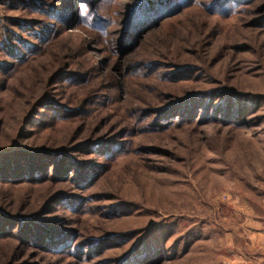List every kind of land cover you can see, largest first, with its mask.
<instances>
[{
    "label": "rangeland",
    "instance_id": "1",
    "mask_svg": "<svg viewBox=\"0 0 264 264\" xmlns=\"http://www.w3.org/2000/svg\"><path fill=\"white\" fill-rule=\"evenodd\" d=\"M167 1L0 0V264H264V0Z\"/></svg>",
    "mask_w": 264,
    "mask_h": 264
},
{
    "label": "trees",
    "instance_id": "2",
    "mask_svg": "<svg viewBox=\"0 0 264 264\" xmlns=\"http://www.w3.org/2000/svg\"><path fill=\"white\" fill-rule=\"evenodd\" d=\"M78 1H79L78 6L80 9V11H79V13H80L82 11L81 9H83L85 5H92V6L96 5L97 6L98 4L102 3V1H105V0H78ZM157 1H158L157 3H154V7L157 8L159 12L154 11V9H152L150 6H148V4L147 5H140L137 8V10H135V12L137 13L140 11L139 9L144 8L145 11L150 12L149 16L147 18H144V20H142V22H141L142 24L139 25L140 27H146V26L150 25L151 23L155 22L160 15H163V13L164 14L166 13L165 8L167 10H171V5L168 3L167 0H157ZM72 2H73V0H66L64 7H62V11H66V9L69 8V6L72 4ZM151 5L153 6V4H151ZM160 10H161V12H160ZM135 12H133V15H136ZM55 14H56V17L59 19V21H62L64 16H65V15L59 16V11L57 9L55 11ZM91 21L93 23L92 27H97V26L102 27L105 24L104 21L100 22L101 21L100 19L98 20V19L91 18ZM98 23L100 25H98ZM129 25H130V29H131L132 24H129ZM134 30L135 31L139 30V27H138V29H134ZM135 31H134V33H135ZM46 155L45 154L39 155L37 158L28 157L29 159L27 161H25V162L22 161V163L19 162L20 164H18L17 163L18 161H16L15 162L16 168L12 169V170L7 169V168H0V180L5 181L7 178L18 179L20 177H24L23 179H27L28 181H35L36 182L37 179H40L43 176L45 177L46 173L48 172L47 169L44 170V168H43L44 164L47 162ZM18 156L21 157L20 159L24 158L23 155H18ZM40 160H43L44 162L42 161V163H40ZM61 161H60V163L58 162L59 164L58 163L56 164V170H55V172H53V175H54L53 178H55V176H58V174H59L58 170H61L62 166H64V164H66V163H64V161H62V163H61ZM79 173H80V175H79V177H77L78 181L84 179V177L86 175V173L84 174L83 172H79ZM60 175H63V174H60ZM61 200L69 202V203H71V201H72V199H66V198L61 199ZM5 224H6V221H4L3 219L2 220L0 219V225L4 226ZM26 233H28V232H26L24 230L23 235ZM64 239H66V238L64 237L63 234L57 235V234H53L49 231H46L40 237L35 236L34 243L39 247H42V246L46 247V244H50L51 246L55 247L57 244L62 243V241H64Z\"/></svg>",
    "mask_w": 264,
    "mask_h": 264
}]
</instances>
